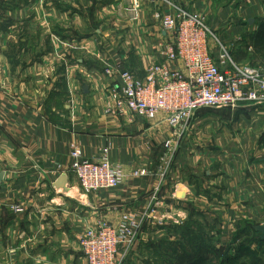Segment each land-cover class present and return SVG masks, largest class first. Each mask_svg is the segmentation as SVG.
Segmentation results:
<instances>
[{
  "label": "crops",
  "instance_id": "obj_1",
  "mask_svg": "<svg viewBox=\"0 0 264 264\" xmlns=\"http://www.w3.org/2000/svg\"><path fill=\"white\" fill-rule=\"evenodd\" d=\"M62 1L58 9H45L48 28L57 25L59 32L49 34L52 50L42 57L43 69L31 68L29 84L17 80L21 76L11 82L0 57V264H86L79 241L97 221L118 228L124 217L136 219L146 235L167 209L184 203L221 206L223 242L235 232L259 240L254 227L264 225V104L195 112L168 158L165 114L148 119L119 107L121 84L104 72L115 66L142 79L159 64L182 70L166 60L160 45L172 36L153 18L155 11L173 14L169 6ZM168 2L203 18L236 64L264 69V25L253 24L260 0ZM211 46L218 64L219 50ZM74 56L76 63H68ZM60 61L65 66L57 80L52 67ZM42 73H48L44 80ZM74 151L95 162L105 157L121 171L119 185L83 194L69 174ZM140 170L149 175L135 177ZM62 175L67 182L57 186ZM118 259L123 264L120 253Z\"/></svg>",
  "mask_w": 264,
  "mask_h": 264
},
{
  "label": "built area",
  "instance_id": "obj_2",
  "mask_svg": "<svg viewBox=\"0 0 264 264\" xmlns=\"http://www.w3.org/2000/svg\"><path fill=\"white\" fill-rule=\"evenodd\" d=\"M169 6L173 14L155 11L153 18L161 29L172 36L160 46L166 60L180 64L170 69L164 64L152 66L142 79L115 66L105 68L104 74L113 83L120 82L119 107L132 114L153 119L165 114L171 135L165 140L168 158L174 154L187 123L195 112L203 109H236L248 104H264V69L239 66L221 39L211 31L203 18L192 14L168 0H148ZM211 44L218 48V64L213 60ZM119 88V87H118ZM69 174L83 194L115 188L121 182V171L105 157L100 161L72 154ZM147 170L134 173L146 177ZM22 213L23 209L13 208ZM140 229L136 219L124 217L118 228L104 220L85 230L79 248L86 264H119L120 247L132 244Z\"/></svg>",
  "mask_w": 264,
  "mask_h": 264
},
{
  "label": "rangeland",
  "instance_id": "obj_3",
  "mask_svg": "<svg viewBox=\"0 0 264 264\" xmlns=\"http://www.w3.org/2000/svg\"><path fill=\"white\" fill-rule=\"evenodd\" d=\"M67 1L74 3L73 0ZM62 2L0 0V57H4L8 71L6 76L11 82L13 77L21 76L17 80L30 83L31 68L43 69L42 57L52 50L49 34L59 32L57 25L48 28L47 20L51 13L48 16L45 9L49 10L51 5L58 9ZM260 3L261 14L253 21L256 25H264V0ZM97 47L102 48L101 45ZM77 59V56L71 57L68 63H76ZM63 66L64 62L60 61L54 64V69L52 67L53 77L57 80ZM36 70L33 72L36 73ZM47 74L42 73L40 77L44 80L42 76ZM57 80L54 84L58 83ZM41 85L46 86L44 83ZM36 86L33 85L34 91ZM171 209H167L168 215L158 217L146 229V235L140 234L139 230L132 244L120 247L123 264H264V242L260 239L255 240L253 236L242 238L239 236L241 233L235 232L229 242H223L226 216L223 217L225 212L221 206L184 203L171 206ZM149 230L151 232L147 233ZM241 253L246 256L239 257Z\"/></svg>",
  "mask_w": 264,
  "mask_h": 264
},
{
  "label": "water",
  "instance_id": "obj_4",
  "mask_svg": "<svg viewBox=\"0 0 264 264\" xmlns=\"http://www.w3.org/2000/svg\"><path fill=\"white\" fill-rule=\"evenodd\" d=\"M3 179V173H0V183ZM67 182V179L64 175L58 180L57 186L63 187ZM60 187V188H61ZM255 232L259 233V239L264 242V225L254 227Z\"/></svg>",
  "mask_w": 264,
  "mask_h": 264
},
{
  "label": "trees",
  "instance_id": "obj_5",
  "mask_svg": "<svg viewBox=\"0 0 264 264\" xmlns=\"http://www.w3.org/2000/svg\"><path fill=\"white\" fill-rule=\"evenodd\" d=\"M199 111H200V110H199ZM241 256H246V254H242V253H241L239 257H241Z\"/></svg>",
  "mask_w": 264,
  "mask_h": 264
}]
</instances>
